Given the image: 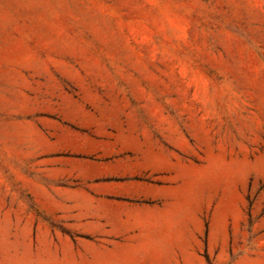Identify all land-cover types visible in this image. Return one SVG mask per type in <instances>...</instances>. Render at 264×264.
I'll list each match as a JSON object with an SVG mask.
<instances>
[{"label": "rangeland", "instance_id": "374dc122", "mask_svg": "<svg viewBox=\"0 0 264 264\" xmlns=\"http://www.w3.org/2000/svg\"><path fill=\"white\" fill-rule=\"evenodd\" d=\"M0 264H264V0H0Z\"/></svg>", "mask_w": 264, "mask_h": 264}]
</instances>
